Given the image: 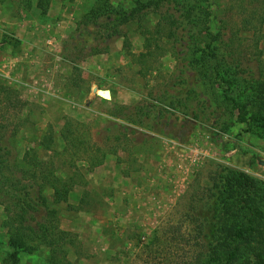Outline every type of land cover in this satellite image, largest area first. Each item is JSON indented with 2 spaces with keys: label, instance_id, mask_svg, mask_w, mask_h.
Instances as JSON below:
<instances>
[{
  "label": "rangeland",
  "instance_id": "374dc122",
  "mask_svg": "<svg viewBox=\"0 0 264 264\" xmlns=\"http://www.w3.org/2000/svg\"><path fill=\"white\" fill-rule=\"evenodd\" d=\"M109 3L83 23L97 0H0V264L27 154L65 201L42 168L16 183L65 235L18 241L19 264H264V0H211L207 18L198 0Z\"/></svg>",
  "mask_w": 264,
  "mask_h": 264
},
{
  "label": "trees",
  "instance_id": "16d2710c",
  "mask_svg": "<svg viewBox=\"0 0 264 264\" xmlns=\"http://www.w3.org/2000/svg\"><path fill=\"white\" fill-rule=\"evenodd\" d=\"M136 5H141V0H134ZM211 0H198V2L203 3L200 5L201 11L205 14V17H209L211 15V12L207 10V6L209 5V2ZM98 6L91 9L87 16L83 19V23L86 22H92L95 23L98 19L106 17L109 19L112 16L113 8L109 3V0H97ZM206 4V6H203ZM96 25V24H95ZM86 26V24H85ZM230 26L231 24L227 22L226 20H223V22L220 23L219 29L215 32L214 38L222 41L225 45V54L226 57L230 59H235L233 51L231 50L232 42L230 40ZM224 38V40H222ZM0 151L2 152L0 156V169L4 171L11 172L10 168V161H9V154L10 150L8 146H3L0 148ZM27 155H25L23 159L24 168L22 169V177L15 179V181L7 180L6 188L8 191L15 192V196L13 197L15 199V208H18V212L15 216H17L15 219L7 218V221L4 223V226L8 228L10 236H12V242L11 247L13 249V253L10 256V264H19L18 260V253L20 252L22 246L18 243V241L24 239V240H30L31 242L39 241L43 243L45 246L49 247L51 251H53L52 247L57 246L59 244L56 237L60 238L61 236L65 235L62 232L57 231V217H56V211L51 210L49 208V200L42 195L40 192L34 193L33 192V186L30 185H22L21 181L17 180L24 179L28 174L35 168H42L44 171L40 174V179L42 183H49L51 186L50 188L53 190L52 194V205H57L61 201H65V194H62L60 191L58 192L57 189L54 188L55 183L57 180H55L54 177H52V171L51 167H48L47 163L42 162L35 158V160L27 162ZM44 165V166H43ZM97 165V163H96ZM28 166L32 167L28 169ZM34 178V176H33ZM43 185V184H42ZM242 188L249 189L251 187V180L249 178L244 177ZM41 191V190H38ZM6 194H9V192H6ZM64 197V198H63ZM2 201V200H0ZM10 206L9 209L7 208V212H10ZM254 213V214H252ZM8 215V214H7ZM259 215L258 211H251L248 215L247 224L248 228L245 229V232L254 233L255 228L253 225H256L257 220L252 218V216ZM17 219V220H16ZM17 223V224H16ZM27 251L30 252V249H27ZM51 263H56L54 260V257H50Z\"/></svg>",
  "mask_w": 264,
  "mask_h": 264
},
{
  "label": "water",
  "instance_id": "95a60500",
  "mask_svg": "<svg viewBox=\"0 0 264 264\" xmlns=\"http://www.w3.org/2000/svg\"><path fill=\"white\" fill-rule=\"evenodd\" d=\"M99 95L105 96V98L107 99V100L105 99L106 101H110L111 100V94L107 90L99 91Z\"/></svg>",
  "mask_w": 264,
  "mask_h": 264
},
{
  "label": "bare ground",
  "instance_id": "6f19581e",
  "mask_svg": "<svg viewBox=\"0 0 264 264\" xmlns=\"http://www.w3.org/2000/svg\"><path fill=\"white\" fill-rule=\"evenodd\" d=\"M100 96H101L103 99H106L105 96H103V95H100ZM106 100H107V99H106Z\"/></svg>",
  "mask_w": 264,
  "mask_h": 264
}]
</instances>
